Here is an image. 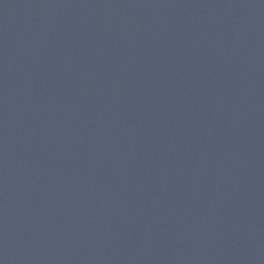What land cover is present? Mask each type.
<instances>
[{"label":"water","instance_id":"1","mask_svg":"<svg viewBox=\"0 0 264 264\" xmlns=\"http://www.w3.org/2000/svg\"><path fill=\"white\" fill-rule=\"evenodd\" d=\"M0 264H264V0H0Z\"/></svg>","mask_w":264,"mask_h":264}]
</instances>
